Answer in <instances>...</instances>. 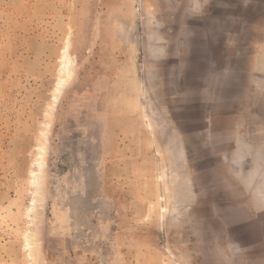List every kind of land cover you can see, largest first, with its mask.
Listing matches in <instances>:
<instances>
[{
    "label": "rangeland",
    "instance_id": "1",
    "mask_svg": "<svg viewBox=\"0 0 264 264\" xmlns=\"http://www.w3.org/2000/svg\"><path fill=\"white\" fill-rule=\"evenodd\" d=\"M0 264H264V0H0Z\"/></svg>",
    "mask_w": 264,
    "mask_h": 264
}]
</instances>
